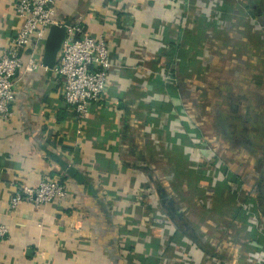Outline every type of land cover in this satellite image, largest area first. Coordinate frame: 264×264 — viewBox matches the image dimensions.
Wrapping results in <instances>:
<instances>
[{"label":"crops","instance_id":"obj_1","mask_svg":"<svg viewBox=\"0 0 264 264\" xmlns=\"http://www.w3.org/2000/svg\"><path fill=\"white\" fill-rule=\"evenodd\" d=\"M15 2L0 0V48L20 29ZM189 3L59 1L68 22L80 18L92 34H105L115 66L104 98L82 119L65 103L53 70L19 74L15 115L9 121L0 118V222L9 228L1 244L2 264H249L244 253L258 244L249 237V226H238L237 243L216 249L212 240L220 236L217 230L227 229L238 192L257 198V214L264 213V192L257 195L246 181L243 190L235 157L220 154L215 160L199 149L202 140L219 143L222 154L230 148L229 140L213 134L221 132L222 115L239 101L233 103L231 96L232 106L215 110L210 133L201 110L188 116L185 110L191 92L199 95L193 81L202 78L206 64L207 71L218 68L223 55L231 59L230 70L242 69L240 95H257L253 75L264 89V60L249 63L255 43L247 28L249 6L256 20H264V0ZM196 46L199 66L186 69L190 61L184 65L182 54L189 49L194 55ZM256 68L255 74L249 72ZM226 97L220 100L214 93L206 107L213 110ZM252 102L248 99L245 107L259 114ZM190 173L200 176L193 179ZM230 174L240 181L229 180L223 188ZM47 176L69 188L74 197L68 205L36 207L26 201L10 209L18 184L38 185Z\"/></svg>","mask_w":264,"mask_h":264},{"label":"built area","instance_id":"obj_2","mask_svg":"<svg viewBox=\"0 0 264 264\" xmlns=\"http://www.w3.org/2000/svg\"><path fill=\"white\" fill-rule=\"evenodd\" d=\"M59 1L16 0L15 2L14 7L20 19V29L9 45L0 48L1 120L9 121L15 115V88L19 74L21 72L34 74L39 69L49 70L46 65H43V50L41 49L44 48L52 26L66 27V36L61 45L57 63L51 70L55 72L62 84L64 100L69 109L74 111L80 119L88 117L90 106L99 103L108 90L109 75L115 63L105 34H92L83 25L80 18L68 22L60 14ZM185 2L187 6L190 4L189 0H185ZM26 54L28 55L27 59L25 58ZM185 113L187 116L192 115L189 109L185 110ZM201 142L200 151L211 153L215 156V160L220 158L219 153L213 149V142L205 140ZM246 185L249 184L246 183ZM244 196L247 195H239L236 201V205L241 206L248 215L244 225L249 228L253 227L254 231L259 234L263 233L264 218L261 219V223L253 221V216H256L254 206L244 201L246 200ZM73 197L69 188L60 179L47 176L38 185L18 184L11 196L10 209H16L26 201L36 207H42L49 203L65 206ZM230 224L231 220L227 229L217 230L220 236L214 237L212 240L216 249L223 248L226 242L237 243L239 241L241 234L238 233V230L241 222L232 226ZM8 231L7 225L0 222V260L1 244ZM224 233L228 235L225 236ZM249 248L250 250L243 256L244 259L247 257L246 262L264 264V245H260V247L252 245Z\"/></svg>","mask_w":264,"mask_h":264},{"label":"rangeland","instance_id":"obj_3","mask_svg":"<svg viewBox=\"0 0 264 264\" xmlns=\"http://www.w3.org/2000/svg\"><path fill=\"white\" fill-rule=\"evenodd\" d=\"M248 9L247 22H249V24L247 28L255 43L254 50L249 57L250 63L256 61L258 58L264 60V20L258 21L254 18L252 6H249ZM255 24H257L258 27H254L253 25ZM236 33L238 35H244L245 32L237 30ZM220 41L223 43V38H220ZM220 58L222 59L218 60V68L209 71L207 75L203 74L202 78L199 80L193 81V85H195L194 87H200V90L198 91L199 95L197 98L195 91L193 90L191 92L192 95L189 96L190 100L187 106L188 108H193V111L195 112L199 110L202 111L201 115L205 118L204 127L210 133L212 132L210 129L212 128V125H214L216 118V114H214L215 110H218L221 106H232V103L230 104L229 102L231 96H233V103H235V100L239 101L238 104L240 106L236 107V109L232 110L228 115H222L223 119L218 123L222 130L221 132L216 130L213 134V138L218 137L223 142L225 139L229 140L230 148H227V150L223 152L222 157H224V159H226V157L228 159L236 157V160H239L238 162L241 167V173L243 174L241 178L245 179H241V181H243L242 188H244L245 181L248 184L252 183L250 185H253V188L257 191V195H262L264 192V160L260 161L259 157L264 159V89L261 85H259L257 75H253L255 78L253 79L252 76H250V78L257 87V95L248 97V95L244 96L241 94V96L239 91H242L243 83H238V79L240 77L238 75H240L242 69L230 70L228 68L230 65L227 64V60L229 61L231 59H227L225 55ZM236 58H238L239 62H241L243 57L242 55H238ZM260 70L264 71V68H261ZM249 72L255 74L258 72V68L255 70L252 69ZM235 83H238L237 86L239 89L237 90L234 89L236 87ZM214 93L220 100L223 96L227 97L222 102L218 101L217 107H213L212 110V108H207L206 104L209 102L208 105H211V97L214 96ZM260 94L262 95L260 96ZM218 95L221 97H218ZM250 98L253 99L252 104L255 105L256 110L258 109L260 112L255 115L253 112L252 115L254 116H252L249 112V107H245L248 99L250 101ZM209 109L210 111L208 112L207 110ZM225 125L227 127H225ZM249 173L253 177H246ZM235 189L238 190L239 187H236ZM263 215L264 213H256V216H253V221L261 223V216Z\"/></svg>","mask_w":264,"mask_h":264},{"label":"trees","instance_id":"obj_4","mask_svg":"<svg viewBox=\"0 0 264 264\" xmlns=\"http://www.w3.org/2000/svg\"><path fill=\"white\" fill-rule=\"evenodd\" d=\"M199 36L197 35L196 37H193L190 41H191V45H193V44H195V41H196V39L198 38ZM171 44H173V43H171ZM178 48H176V50H177ZM175 50V51H176ZM198 49H197V46L195 47V51H196V53L194 54V55H190V53H189V49L187 50V52H186V54L184 55V54H182L183 56H185L186 58H184L185 60H182L184 63V65H185V63H186V61L187 60H189L190 62H189V65L187 66V65H185L186 67V69H189L190 67L192 68V67H194L195 69H196V67L197 66H199V63H200V61H201V57H202V55L201 54H199V51H197ZM180 52H181V50H179ZM165 55H167L166 53H165ZM169 57V56H168ZM204 60V59H203ZM203 62V61H202ZM206 63H205V60H204V65H205ZM206 67H205V73L204 74H208V72L209 71H207L208 69H209V65L208 64H206L205 65ZM202 66L201 67H199L197 70H198V73H202ZM196 70V71H197ZM196 71H194V72H196ZM207 71V72H206ZM159 80V81H158ZM161 80L160 79H155V80H153V82L155 83V84H157V85H159L161 82H160ZM187 124H188V126H189V128H192V127H194V125L190 122V121H187L186 122ZM210 154V156H213L211 153H209ZM215 158V156H213L212 157V159H214ZM209 159H211V158H209ZM200 174H201V172H200ZM188 176L190 175V177H192L193 178V175L190 173V174H187ZM199 174L198 175H195L194 176V178L193 179H195V178H199ZM229 177V179H227V180H225V183L224 184H222V187L223 188H226L227 187V184H228V181L229 180H231V181H237V180H239L240 181V178L238 177V175L236 176H233V175H229L228 176ZM229 187V186H228ZM239 193V195L241 194V195H247V196H244L245 197V199L246 200H244V201H247L248 202V204H250V205H253V206H256V203H257V198H255V196H252L251 194H250V192L249 191H246V192H244V193H240V192H238ZM238 195V196H239ZM235 199V204H234V206L232 205L231 206V226L234 224H236V223H239V222H241L242 223V226L244 225V223L246 222V220H247V218H248V215L247 214H244L243 213V211H242V207L241 206H237L236 205V201L238 200V197H235L234 198ZM259 203V202H258ZM229 218V217H228ZM230 220H228V224L230 223ZM248 227V226H247ZM244 228V227H243ZM252 230H251V232L250 233H248L249 234V237H251L253 240H255L256 241V243H258L257 244V246H259L260 247V245H264V234L263 233H257L256 231H254V229H253V227L251 228ZM218 232V231H217ZM240 232V230H238V233ZM197 240V239H196ZM148 262H151V261H149V259H146Z\"/></svg>","mask_w":264,"mask_h":264},{"label":"water","instance_id":"obj_5","mask_svg":"<svg viewBox=\"0 0 264 264\" xmlns=\"http://www.w3.org/2000/svg\"><path fill=\"white\" fill-rule=\"evenodd\" d=\"M68 24V23H66ZM66 36V27L52 26L44 45L43 65L50 70L56 65L61 45Z\"/></svg>","mask_w":264,"mask_h":264},{"label":"flooded vegetation","instance_id":"obj_6","mask_svg":"<svg viewBox=\"0 0 264 264\" xmlns=\"http://www.w3.org/2000/svg\"><path fill=\"white\" fill-rule=\"evenodd\" d=\"M189 109V112H191V113H194L195 111H193V108H188ZM207 109V108H206ZM213 144V149H214V151H217L218 153H219V156H220V158H221V155H223L222 154V152L220 151V145H219V143H217V142H213L212 143ZM221 154V155H220ZM234 160V159H233ZM235 160H236V157H235ZM259 160L261 161H263L264 159H262V158H260L259 157ZM237 161V160H236ZM235 164V163H234ZM247 177L248 178H250V177H253L250 173L247 175Z\"/></svg>","mask_w":264,"mask_h":264}]
</instances>
